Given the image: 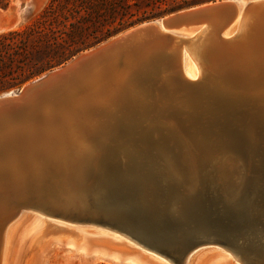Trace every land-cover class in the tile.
<instances>
[{
  "label": "bare ground",
  "instance_id": "bare-ground-1",
  "mask_svg": "<svg viewBox=\"0 0 264 264\" xmlns=\"http://www.w3.org/2000/svg\"><path fill=\"white\" fill-rule=\"evenodd\" d=\"M240 4L241 7L239 8V11L236 14L231 15V17L225 19H219L215 17L212 19V22L210 23L212 25L210 29L212 30L210 33H208V35H206L207 38L203 37L205 34H207V28L204 23H200L199 25H183L171 31L165 29H161L159 31V34L161 35L172 34L175 37H184L195 34L193 35L194 37L197 35V33L198 35L199 33L202 35L203 33L201 32H204L201 39L203 43L201 45L206 43V46L203 47L201 52L202 56L200 57L202 61H206L207 57H211V69H213L215 66H218V68L222 70L221 75H218V78L216 77L214 80H212L211 78L212 75H210V73L212 70H210V72H208L209 83H206L204 86L199 85L196 88L191 89L190 86L192 82L186 79V82L190 85L188 87V102L191 103L189 113L183 111L182 109L180 110L174 108V106H171L167 109L161 108L159 109V111L156 109L154 111V109H151L149 107H142L140 109L141 111H136V107H140L139 102L131 99L125 101L124 99H122L121 94L119 95L120 100L123 101V104L125 103L123 106H126L127 110L119 111V109H115L114 111H111L108 105L114 98V94L111 93L112 90L110 87H107V85L112 83L115 84L114 82H116V78H122L123 73L126 74L125 71H127L128 75L133 72L132 70H129L127 66H129L130 63L134 62L135 55L130 56L128 55L129 51H125L120 55L112 56L111 60H109L108 64L104 68L94 64L92 68L89 67L85 71L75 74L71 78H68L64 81H61L59 85L52 88L51 91L47 93V98L44 99V102L42 104L43 111H38V108L40 106L39 100H34L30 105L31 111H22L12 115L10 113L0 115V123H2V125H0V166L3 160H7V162L11 163L9 164L10 167L6 172H0V264H14V256L12 251L14 248V243L16 241V233L17 229L19 228L20 219L22 218V216L18 218L19 212L16 213V210L14 211L17 204L20 205L27 202L34 204L37 202V204L42 209H49L52 211L56 210L55 213L57 212L60 215L76 219L74 217V214L71 213V210H68L67 212V208L65 209L60 205L62 203L64 205L65 203L70 207V200L72 196L64 198L63 195H67V193H69L71 190L57 189L55 193V188L54 192H51L53 191V189L49 192L47 191L49 188H51L52 181L47 179L48 177L43 176L44 172L42 171L40 158L38 156L31 158V153L33 155L37 154V148L39 149V146L40 148L45 149V156H47V160H51L52 165L49 168L51 170L53 168L59 170L60 174L62 172H68L70 168L75 169L74 165H77L79 161L80 163H82V161L88 160L90 158H93L94 160L93 167L96 170L100 171L101 174H103V172L105 171L103 167V161L107 157L113 160L116 159L117 161L122 163L128 162V170H126L124 167L119 170L128 177H133L134 175L137 176L138 174H140L139 170H137L139 168H142V171H144V173H146L148 176H163V190H171L179 198H183V191H187L188 193L190 191L191 193L197 194L200 189H208L214 184H216L218 196H221L224 191V186L222 183L224 180L226 183L231 179L230 184L234 186H238L243 183V181L245 180L244 178L249 176L247 162L240 158V156L234 154V152L232 153V143L229 138V134L225 132L224 122H229V120L232 119L234 121L231 123V125L238 127V129H244L245 131L255 130L252 140H258V134H261L264 138V100L256 102L258 96L263 93L259 92L260 94L257 97L252 96L253 99L252 97H249V101H251V109H255V112L249 114L248 118H246L241 107L238 106L239 104L235 102L236 99L231 102L235 107H231L232 109H229V111H218L215 106H209V104L212 103L211 100H213V98H211L212 94H215L213 96H217V99H221L222 92L228 93L224 90L223 86L219 85L218 82L221 81L227 84H239L243 87L245 85H249L250 88L254 90V92L259 91L261 88L264 89V77H256L255 71V75L253 76L254 73L251 74V71L249 70L243 71V68L242 70L232 69L225 64L227 62L224 60L225 56H220L221 53L229 55V52L226 49H228L230 46L233 47V45L227 46L228 42H234V46L243 47L245 46V42H259V38L261 36L260 33L264 32V4L259 9V15L256 14L255 18L253 19L250 18V14L244 15V6L246 5V3H243L241 1ZM9 9L10 8H8L7 10L0 9V30L6 29V27L8 26L6 22L4 24V21H2V19L4 14L7 13ZM208 31L210 30L208 29ZM235 33L236 35L237 33H239L240 37L238 40L233 41L231 38L235 37ZM221 35H223L224 37H229L231 35L230 39L232 41L223 40L221 38ZM151 40H154V37H152ZM156 43L152 45L156 46ZM140 46L141 48L139 49V51L142 52L144 48H147L142 45ZM246 47L240 48V50ZM173 50L175 51L177 50V48ZM173 50L170 53L174 52ZM146 51V53H148L149 50L146 49ZM164 54L165 53H163V56H160L161 58L157 61L156 58H152L150 59L151 61H149L148 57L145 58V62H142L143 58L136 60V67H142L148 74H150V72L152 71H154L153 73H158L157 78H154L155 80H150L148 77H146L145 81L143 82L144 86L138 85V90L143 89V91H146L150 94L149 89L153 87L154 82L161 84L162 80L169 82H174L175 80H177L171 72V67H174V62L172 61L173 59H171L173 57H166L164 56ZM140 57L141 56H139V58ZM218 58H220V62L222 63V65H219ZM251 59L249 65L254 67V65L252 64V61L254 60L253 58ZM185 62H183L184 72H186L185 67L187 68L188 66H186ZM225 65L229 69V74L227 76H225L223 69ZM241 65H243V63L240 64V67H242ZM244 67L246 69L247 65ZM160 68L165 69L167 73L162 74L159 70ZM194 70L190 69L189 71L194 73ZM194 75L196 76V72ZM74 77H77V80H74ZM177 85L179 86L178 83ZM127 89L129 90L128 85ZM156 92L158 93V91ZM229 94H233L238 98V95H242L243 93L239 92ZM101 98H104V100H106V106L97 111L96 109L100 107V105L97 106V101ZM149 99L150 98L148 97V104H150L148 102ZM84 102H87L86 110L81 109V105ZM153 103H151L150 105H152ZM208 106L210 108H208ZM196 108L198 109L195 110ZM201 109H204L205 111H201ZM165 110L168 111V116H164L160 113L161 111ZM100 113L103 114L105 120L103 119V123L99 124V126L97 125L95 129L97 128L99 130L101 137L97 135V132V134L95 133L94 135H91L93 137H96L97 141L100 143V146L96 148L92 149L91 147H84L83 150H77V148L72 146V144H78L80 138L73 137L74 139L66 144L65 141H62V139H59V137L54 134V132H56V129H54V127L65 125L69 122L73 123L75 128L78 129L77 131H91V125L88 122H98L97 118L99 119L101 115ZM40 114L42 115V117H40ZM150 114L153 115L150 116ZM10 115L18 116V126H15V123L13 121L7 122L6 119L5 121H2V119L4 118L9 119ZM170 116L176 117V122L171 121L172 123H170L172 125L170 124V127L172 126L173 128H177V130H179L178 133L175 132L174 134L173 132H170L173 130L167 127V117ZM112 118L117 122L112 124L108 122ZM125 118H127V121H122ZM147 118L152 119L151 121H154L156 123V126L161 125L162 128L158 129L157 127V129H151L152 127H147L145 125ZM180 118L185 120L186 125L180 123ZM89 119L93 121H89ZM166 124L167 126H164ZM13 126L15 127L12 128ZM38 128H46V132L51 133L54 139L50 141V139L48 138L47 140L41 139L40 141H37L39 146H36V151L34 150V148H28L29 151L27 150V153L25 154V156H28L25 159L26 163L20 164L21 162L19 163L17 161V157H19L18 155L22 153L19 152L18 154L17 151H13V148L11 149L10 147H8V145H17L20 136H22L23 134L31 135V132L34 129ZM188 131L197 134L198 139L195 141L188 138L185 135L188 134ZM88 136L90 135L88 134ZM251 136L249 137V140L250 138H252ZM209 141H212V143H210ZM113 143L117 144L116 147L112 146ZM128 143H137L140 149L136 150L135 147H128ZM213 143H217V145L214 146ZM155 146H157V148ZM100 147L104 149L103 153L102 151H99ZM153 147H155V152H149V149L151 151V148ZM157 149H160V152H158ZM195 149L204 151L205 154L214 151H218L220 153L227 151L230 153L232 159L240 162L232 166L229 164L226 165V163L222 164L218 160L211 158H206L205 160L200 161V157L195 154ZM260 149L264 152V140ZM250 154L251 160L256 163L260 162L261 155L254 154V152H250ZM209 168H212V179H210L207 175L209 173ZM172 171H176L179 175L175 176L174 174H172ZM52 173L55 174V172L53 171ZM218 177L219 179L221 178V180H219ZM39 181L40 184L38 183ZM61 181V183L64 184V181ZM171 181L173 182V184ZM260 182H263L261 178ZM31 191H35V193L37 192V195L34 194V197L36 195L35 198L33 196H30L29 193ZM44 199L53 200L56 205L53 208L48 207L42 202V200ZM89 219L91 218H87V221L91 222L92 219ZM80 220L85 219L81 218ZM189 225L190 224H186L184 226ZM36 228L38 229L34 231L29 244V248L32 250L39 248L43 245V243H45V240H41L43 238V231L41 230L40 232V227L38 226L34 227V229ZM258 229L260 228L258 227ZM61 232H66L65 235H67V232L71 233L76 238L73 240L79 241L78 243L84 244L86 242L84 235L81 233L77 234V231L64 229V231L61 230ZM50 237L52 238L53 236L51 235ZM146 237L149 238L148 235H146ZM48 239L46 238V240ZM134 239H136V237ZM136 240L140 243H143L138 239ZM151 248L155 249L153 247ZM95 256L98 259L106 261H115L117 260V257H119L116 252L105 250L103 248H99L97 251H95ZM244 256L247 257L246 255ZM126 264L159 263L148 257H144L137 251H132L129 255H127ZM189 264L200 263L199 261L194 260L192 262H189Z\"/></svg>",
  "mask_w": 264,
  "mask_h": 264
},
{
  "label": "water",
  "instance_id": "water-1",
  "mask_svg": "<svg viewBox=\"0 0 264 264\" xmlns=\"http://www.w3.org/2000/svg\"><path fill=\"white\" fill-rule=\"evenodd\" d=\"M241 1L246 3L244 15L250 14L252 19L256 14L259 15V9L264 4V0H218L131 26L96 46L80 52L62 66L27 83L17 93L0 96V115L31 111V103L34 100L43 99L61 81L71 78L89 67L92 68L94 64L104 68L112 56L120 55L125 51H129L128 55L130 56L135 55L134 62L137 63L136 60L146 57L144 52L139 51L140 45L149 50L147 55L149 61L152 58H156L157 61L163 56V53L178 49L182 43V40L170 34H159L161 29L174 30L183 25H199L200 23H204L206 28H210L213 18L225 19L236 14L241 7ZM152 37L154 40H151ZM259 41L258 45L256 41L245 42L243 47H248L242 50L240 48L243 47L230 46L228 48L229 55H225L230 61L229 64L238 61L250 69L252 66H249V63L253 58L252 64L254 67L256 66L258 78H263L264 33L262 32ZM154 43L156 46L152 45ZM139 56L141 57L139 58ZM171 59L174 62V67H171L173 76L176 77L179 84H185L181 81L177 71L179 64L177 56H173ZM223 69L227 76L229 74L228 67L225 65ZM159 70L162 74L167 73L163 68ZM132 71L129 75L123 73L124 81L121 83L120 94L125 101L131 99L137 102L136 98L133 99L128 94V82L135 79L138 85L144 86L143 82L146 77L155 80L158 73L152 71L148 74L145 69ZM218 71V66L212 69L210 73L212 80L219 75ZM205 77L200 81H192L190 88L209 83ZM229 93L231 92H222L221 99H217V96L214 97L215 94H212L213 100L209 106H215L218 111H229L232 109L231 107H235L231 102L236 99L235 102L239 104L237 105L241 107L248 118L249 113L245 106L250 100L248 96L252 93L244 90L241 95L242 99ZM135 95H140V91L135 92ZM148 102L150 104L155 102L154 97L151 96ZM209 106L208 108H210ZM201 111L205 110L201 109ZM233 121L232 119L229 122L225 121L224 129L229 134L232 153L234 152L247 162L249 176L244 178L243 183L238 186L230 184L231 179L226 183L224 180V191L221 196H218L216 184H214L208 189H200L197 194L183 191V198H179L173 191L163 190V176L151 177L144 173L142 168H139L137 169L140 173L139 176L128 177L119 171L122 167L128 170V162L122 163L107 157L103 161L105 169L103 174L93 167L94 160L90 158L82 163L79 161L77 165H74L75 169L70 168L68 172L55 175L50 170H46L51 167L52 163L51 160H47L45 149L40 148L37 142L41 139L49 138L50 141L54 139L51 133L46 132V128L34 129L31 135L23 134L17 145H8V147L13 148V151H17L18 154L22 153L18 155L17 161L24 164L28 157L25 156L28 148L35 150L36 146H39L37 154L31 153V158L35 156L40 158L43 176L48 177L47 179L52 181L54 187L73 191L70 210L77 221H80L81 218H91L101 225L116 227L132 238L136 237L145 245L157 249L168 258L180 263L195 247L212 242L231 247L251 260L264 263V152L258 147H253L249 142L248 133L244 129L232 126ZM54 129H56L54 134L58 137L59 135L66 138L71 136L66 126L61 125ZM257 139L259 143L264 140L261 134H258ZM88 140L94 144V148L100 146L96 137L90 135ZM250 152L261 155L259 163L250 159ZM227 153L229 154L227 151L223 152V154ZM9 164L11 163L3 160L0 172H6L10 167ZM208 171L207 175L212 179V168H209ZM61 180L64 181V184L61 183ZM186 224L190 225L184 226Z\"/></svg>",
  "mask_w": 264,
  "mask_h": 264
},
{
  "label": "rangeland",
  "instance_id": "rangeland-1",
  "mask_svg": "<svg viewBox=\"0 0 264 264\" xmlns=\"http://www.w3.org/2000/svg\"><path fill=\"white\" fill-rule=\"evenodd\" d=\"M48 2H49V0H11L10 5L8 7L10 9L7 11V13L4 14L3 19H2V21H4V24L6 22V24L8 26L6 27V29L0 30V34L5 33V32H9V31H14V30H21V29L25 28L26 26L31 24L38 17V15L42 12V10L47 6ZM1 10H4V9H1ZM208 29L210 31H208ZM211 30L212 29L207 28L206 29L207 34H205L203 37H206V35H208V33H210ZM168 31H171V30H168ZM201 33L204 34V32H201ZM262 33H264V32H262ZM193 35H195V34H193ZM193 35H188V36H184V37H176L177 39L182 40V43L179 45L180 48H178L175 51L173 50L174 52H172V53L165 52V54H164V56H166V57L177 56V59L179 60V64L177 66V69H178L177 71H178L179 75L181 76V81L183 83H185V84H183L185 86V88L183 85L179 84V82L177 80H175L176 82L175 81L169 82V81L162 80L161 84L154 82L153 87L149 89V92H150V94H149L146 91H143V89L142 90L137 89L138 83H136L137 81H135V79L132 81H129L128 82V88H129L128 94H130L131 98H133V99L136 98L137 101L139 102V106H140V107H136V111H141L140 109L142 107L144 108V107H148V106H149V108L154 109V111H155V109L159 111V109H161V108L167 109V108H170L171 106H174V108H177L180 110L182 109L183 111H185L187 113L190 112L191 103L188 102V96H189L188 87L190 85L186 82V79L190 80V82L198 81V80L200 81L206 76L205 78H206V80H208V77H209L208 72H210V70H212L211 69L212 65H211V60H210L211 57L210 58L207 57L206 61H204V60L202 61V59L200 57V56H202L201 52H202L203 47L206 46V43L201 45L203 43L201 40L202 35L200 33H199L200 36L198 35V33L194 37H193ZM260 35H261V33H260ZM172 36H174V35H172ZM222 36L223 35H221V38L225 41H232V40L234 41V40L239 39L240 34L237 33V35H236V33H235V37L232 36L234 38H231L232 40L230 39L231 35L229 37H224V36L222 37ZM257 43L259 44L260 41ZM230 45H234V42H232V43L228 42L227 46H230ZM254 45H256V44H254ZM146 49L147 48H144V50H143V52L145 53L144 54L145 56H146V54L148 55V53H146L147 52ZM226 50H228V49H226ZM228 52H229V50H228ZM225 55H227V54H225V53L220 54V56H223V57ZM146 57H148V56H146ZM146 57L143 58L142 62H145L144 60ZM227 59H228L227 57H224V60L227 61L225 64L228 67H230L232 69H238V70H242V68H243V71L249 70V71H251V74H253L255 71L256 75L254 73L253 76L254 75L258 76V74H257V72L253 66L250 69H247V68L245 69V67H244L245 65L243 64V65H241L242 67H240L241 63H239L238 61H237V63L232 62V64L230 65L229 64L230 61H229V59L228 60ZM70 60H68V61H70ZM183 62H185L186 66L188 65L187 68L185 67L186 72H184ZM218 63H219V65L220 64L222 65V63L220 62V58H218ZM62 65H60V66H62ZM234 65H236V66H234ZM60 66H58V67H60ZM58 67H56V68H58ZM127 67L129 68V70H134V69H139V70L141 69L142 70L143 69L142 67H139V66L136 67L135 62L130 63L129 66H127ZM190 69H192V70L195 69L194 73L189 71ZM125 72L127 74V71H125ZM195 72H196V76L194 75ZM221 73H222V70L219 69L218 74L221 75ZM44 74H42L41 76H43ZM41 76H39V77H41ZM39 77H37V78H39ZM37 78H35V79H37ZM76 78L74 80H77ZM35 79H33V80H35ZM123 79H124V77H122V78L119 77V79L116 78V82H114L115 84L112 83V84L107 85V87L111 88V90H112L111 93L114 94V98L111 100V102L108 105L109 109H111V111H114L115 109H119V111H126L127 110L126 106L125 107L123 106L125 103L123 104V101L120 100V96H119L120 92H121L120 86H121V83H123L122 81H124ZM33 80H30V81L24 83L23 85H21L19 87H15V88H12L10 90L3 91L0 93V96L17 93L27 83H29ZM220 80H222V79H220ZM177 83L179 84V86L177 85ZM218 83L220 86H223V88L226 92L230 91L231 93H239V92L243 93L245 90L248 93H252L248 97H252V96L257 97L260 93H263V94L258 96L256 102L264 100V89L263 88H261L259 91L254 92V90L251 89L249 85H245L243 87V86H240L239 84L238 85L237 84L233 85L232 83L227 84L223 81L218 82ZM157 84L158 85L160 84V85L158 86ZM161 85H162V87H161ZM204 85L205 84H201V86H204ZM170 86H171V88H170ZM241 90H243V91H241ZM137 91H140V95H135V92H137ZM156 91H158V93ZM133 93H134V95H133ZM148 96L150 99H151V96H153L154 100L156 102L153 103L152 105L148 104L147 103ZM253 97H252V99H253ZM45 98H47V95H45V97L43 99L39 100L40 106L38 108V111H43L42 104H43ZM115 98H116V100H115ZM238 98L242 99L241 95H238ZM250 102L251 101L248 102L249 104L248 103L246 104V107H247L249 114H251L252 112H255V109H251ZM86 103L87 102H84L81 105L82 110H86V108H87ZM97 103H98L97 106L100 105V107L98 109H96L97 111H99L101 108H104L106 106V100H104V98L98 99ZM159 104H160V106H159ZM160 113L164 116H168V111H166V110L161 111ZM100 114H99L100 117L98 115L99 119L97 118L98 122H95V123L94 122H88L91 125V131H84V130L77 131L78 129H76L75 126L73 125V123H70V122L63 125V126H66L68 128L71 136L66 138V137H63L62 135H59V139H62V141H65L67 144L72 139H74L73 137L80 138L81 141L79 140L78 144L74 143V144H72V146L76 147L77 150H83L84 147L85 148L91 147L93 149L94 144L88 140L87 136H88V134L94 135L96 132L98 133V134L97 133L96 134L98 136H100L99 130L97 128L95 129V127L97 125L99 126V124H102L103 121L105 120L103 117V114L102 113H100ZM152 115L153 114H150V116H152ZM40 117H42L41 114H40ZM14 118H15V120H14ZM17 118H18V116H16V115H13V116L10 115L9 119L4 118V119H2V121L3 120L5 121V119L7 120V122L13 121L15 123V126L16 125L18 126ZM167 118H168V120H167L168 126H167V124L164 126H167L168 128H171L173 130L170 132H173L174 134H175V132L178 133L179 130H177V128H173L172 126L170 127V124L172 122H176V117L170 116ZM125 119H123L122 121H127V118H125ZM151 120L152 119L147 118V121L145 122V125L147 127H149V128L152 127L151 129H157V127H158V129L162 128L161 125L156 126V123L154 121H151ZM179 120H180L181 124L186 125V122L184 119L180 118ZM89 121H93V120L89 119ZM0 122H1V120H0ZM108 122H110L112 124V123H116L117 121L112 118ZM11 124H13V123H11ZM0 125H2V123H0ZM15 126H13L12 128H14ZM254 131L255 130L246 131L250 136L252 135L251 136L252 138H250L249 142L253 146H257L260 148L262 145V142L259 143L258 140H252L254 137ZM192 133L193 132L188 131V134H185V135L188 138H190L191 140L193 139L196 141L198 139V135L195 133H193V134ZM209 142L212 143V141H209ZM116 145H117L116 143L112 144V146H114V147H116ZM127 145H128V147L129 146L135 147L136 150L140 149L138 147L137 143H133V144L128 143ZM213 145L215 146V145H217V143H213ZM155 147L157 148V146H155ZM155 147L151 148V151L149 149V152L154 153ZM99 149H100L99 151H102V153L104 152L103 148L100 147ZM143 151H146V150H143ZM194 151H195V154L198 157H200V161L205 160L206 158H211V159H216V160L220 161L222 164L226 163V165L229 164L232 166L240 162V161L232 159V157L230 156V153L229 154L228 153L223 154V153H220L218 151H214V152H209L208 154H205L204 151H199L197 149H195ZM158 152H160V149L158 150ZM46 170H50L51 172L53 171V172H55L56 175L57 174L60 175V173H59L60 171L57 169L53 168L51 170L50 168H48ZM172 174H174L175 176L179 175L176 171H172ZM218 179H219V177H218ZM219 180H221V178ZM38 183L40 184V181ZM52 186L53 185H51V188H49L47 191H51L53 189V191H51V192H54V189L56 187H52ZM34 187H35V185H34ZM31 188H33V187H31ZM56 190H57V188L55 189V193H56ZM72 193H73V191H70L69 193H67V195H63V197L64 198L70 197V196H72ZM29 194H30V196L34 197V194L37 195V192L35 193V191H31ZM36 195H35V197H36ZM9 197H10V195H9ZM49 200L50 199H44V200H42V202L46 206L53 208L56 205V203L53 200H50V201ZM60 205H61V207L63 206L65 209L67 208L66 209L67 212H68V210H70V207L67 206L65 203H64V205H63V203ZM62 210H64V209H62ZM263 210H264V207H263ZM14 211L16 213L19 212L18 218L20 216H22V218L20 219V224H19V228H18L19 230L17 229L16 241L14 243V248L12 251L13 256H14V264H126L127 255H129L132 251H137L138 253L142 254L144 257H148V258L156 261L159 264H189V262H192L194 260L199 261L200 264H210V263H214V264H262V263L257 262L256 260L248 259L247 257L242 255L241 253L236 252L235 249H232L228 246L220 245L218 243H213V242L212 243H205V244H202V245L195 247L186 255V257H184V260L180 263V262H177V261H174V260L168 258L167 256H165V254L159 252L158 250L152 249L150 246H148V245L146 246L145 244L140 243L139 241L130 237L129 235H127L123 231L118 230L116 227H112L109 225H101V224H99V223H97L91 219H89V220H91V222L87 221V219L77 221L76 219L69 218V217H66L64 215H59V213H57V212L55 213L56 210L52 211L49 209H46V210L42 209L37 204V202L34 204H32L30 202H27L25 204H20V205L17 204ZM49 211H51V212H49ZM52 212H54V213H52ZM36 226L40 227V232H41V230L43 231L42 232L43 238L41 240H45L46 244L43 243V245L40 246L39 248L32 250L29 248V244H30V241H31V238H32L34 231H36L38 229V228L34 229V227H36ZM64 229L74 230V231H77L76 232L77 234H80V233L83 234L86 242L84 244H81V243H78L79 241H74L73 239H76V238L71 233L67 232V235H65L66 232H61V230L64 231ZM30 230H32V231H30ZM49 235L50 236L52 235L53 237L51 238ZM49 237L51 238V240ZM46 238L47 239L49 238V239L46 240ZM99 248H103L105 250H111L112 252H116L119 257H117V260H115V261H106V260L98 259L95 256V251H97Z\"/></svg>",
  "mask_w": 264,
  "mask_h": 264
},
{
  "label": "trees",
  "instance_id": "trees-1",
  "mask_svg": "<svg viewBox=\"0 0 264 264\" xmlns=\"http://www.w3.org/2000/svg\"><path fill=\"white\" fill-rule=\"evenodd\" d=\"M218 0H49L21 30L0 34V93L147 20ZM11 0H0L7 9Z\"/></svg>",
  "mask_w": 264,
  "mask_h": 264
},
{
  "label": "flooded vegetation",
  "instance_id": "flooded-vegetation-1",
  "mask_svg": "<svg viewBox=\"0 0 264 264\" xmlns=\"http://www.w3.org/2000/svg\"><path fill=\"white\" fill-rule=\"evenodd\" d=\"M91 149V148H90Z\"/></svg>",
  "mask_w": 264,
  "mask_h": 264
}]
</instances>
